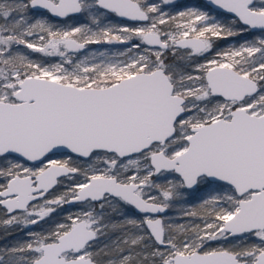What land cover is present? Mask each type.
<instances>
[{
    "label": "snow or ice",
    "instance_id": "6c2138e0",
    "mask_svg": "<svg viewBox=\"0 0 264 264\" xmlns=\"http://www.w3.org/2000/svg\"><path fill=\"white\" fill-rule=\"evenodd\" d=\"M175 6L0 0V264H264V0Z\"/></svg>",
    "mask_w": 264,
    "mask_h": 264
},
{
    "label": "rangeland",
    "instance_id": "374dc122",
    "mask_svg": "<svg viewBox=\"0 0 264 264\" xmlns=\"http://www.w3.org/2000/svg\"><path fill=\"white\" fill-rule=\"evenodd\" d=\"M204 2V1H203ZM201 5L200 0H176V6L175 8L170 7L169 10L170 11H175L177 9H182L185 6H198ZM126 24V23H124ZM238 39V38H236ZM223 43V42H221ZM123 47L122 45H89V48L92 49H103V48H110V49H116V48H121ZM68 207V206H66ZM58 219L62 220L63 219V215H58L57 216Z\"/></svg>",
    "mask_w": 264,
    "mask_h": 264
},
{
    "label": "trees",
    "instance_id": "16d2710c",
    "mask_svg": "<svg viewBox=\"0 0 264 264\" xmlns=\"http://www.w3.org/2000/svg\"><path fill=\"white\" fill-rule=\"evenodd\" d=\"M200 3L202 5L203 4V0H200ZM130 24H132V23H130ZM32 55L39 56V54H37V53H33ZM56 219H58V218L56 217ZM20 236L22 237V234H20ZM17 238H20V237H18V236H8L7 238H5L4 233L2 231H0V245H3V244H5L7 242H10V241H13L14 239H17Z\"/></svg>",
    "mask_w": 264,
    "mask_h": 264
},
{
    "label": "flooded vegetation",
    "instance_id": "af4514ba",
    "mask_svg": "<svg viewBox=\"0 0 264 264\" xmlns=\"http://www.w3.org/2000/svg\"><path fill=\"white\" fill-rule=\"evenodd\" d=\"M123 23L130 24V23H133V22H126V21H123Z\"/></svg>",
    "mask_w": 264,
    "mask_h": 264
},
{
    "label": "water",
    "instance_id": "95a60500",
    "mask_svg": "<svg viewBox=\"0 0 264 264\" xmlns=\"http://www.w3.org/2000/svg\"><path fill=\"white\" fill-rule=\"evenodd\" d=\"M204 1V0H203ZM126 22H130V21H126Z\"/></svg>",
    "mask_w": 264,
    "mask_h": 264
}]
</instances>
